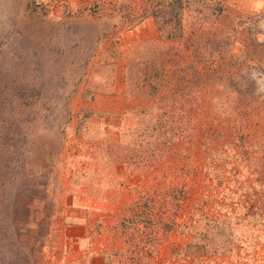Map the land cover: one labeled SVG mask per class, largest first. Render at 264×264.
I'll list each match as a JSON object with an SVG mask.
<instances>
[{"label": "rangeland", "instance_id": "374dc122", "mask_svg": "<svg viewBox=\"0 0 264 264\" xmlns=\"http://www.w3.org/2000/svg\"><path fill=\"white\" fill-rule=\"evenodd\" d=\"M21 39L52 60L17 76L42 94L7 153L0 90V169L25 176L19 202L0 181V264L18 258L7 224L17 264H61L84 189L112 198L96 231L113 264H264V0H0V59Z\"/></svg>", "mask_w": 264, "mask_h": 264}, {"label": "trees", "instance_id": "16d2710c", "mask_svg": "<svg viewBox=\"0 0 264 264\" xmlns=\"http://www.w3.org/2000/svg\"><path fill=\"white\" fill-rule=\"evenodd\" d=\"M24 41L21 39V42L15 52L12 54H8L6 57L0 59V90L1 93L4 95L6 102V109L3 107V119L4 120V138H6V153L9 150L14 142H16L17 149L25 146V141L27 139V135L33 133L34 130V122L36 120L37 115V105L36 103L29 101L30 93L33 92L34 94L41 95V85L39 86H32L22 83L17 79V76H23L28 71V62L34 58L36 61L35 64L37 67L46 61H51L52 58L49 55L43 54L39 50L32 51L29 44L27 46ZM30 48V50H29ZM30 57V58H29ZM30 59V60H29ZM27 100V101H25ZM53 106L50 109H47V112L42 117L44 121H47L50 116L52 115ZM42 106V111H43ZM39 114V112H38ZM19 151V150H18ZM22 160L20 158V164ZM9 161L5 160V167L4 169H0V181L3 182V203H14L16 201H21L20 199L23 198L22 194H18V190L14 192V190L20 187L21 180L25 178L24 174L19 175L17 172L13 171L8 165ZM22 165V164H21ZM25 169V168H24ZM23 172V167L20 168L19 173ZM17 175H19L17 177ZM13 183L12 188L8 189L9 184ZM5 183V184H4ZM6 185V186H5ZM29 198V195H27ZM25 197V196H24ZM8 206V205H5ZM4 206V207H5ZM10 207V206H9ZM46 226L42 228L45 229ZM9 228L7 224V228L4 234V246H7V255L5 259L8 260L9 256L16 259V264L21 261L22 259L26 260L28 256L27 251L22 248L20 239H15L14 233ZM38 240H36L37 243ZM25 264H31V261H26Z\"/></svg>", "mask_w": 264, "mask_h": 264}, {"label": "crops", "instance_id": "0c3cea01", "mask_svg": "<svg viewBox=\"0 0 264 264\" xmlns=\"http://www.w3.org/2000/svg\"><path fill=\"white\" fill-rule=\"evenodd\" d=\"M160 89L155 96L160 94ZM121 161L109 164L116 176H121L126 170ZM107 198H110L108 194L100 195L87 189L71 196L69 210L64 214L62 224L59 223L60 228L55 230L54 246H57L61 264H113L111 255L115 247H107L102 233L96 231L98 215H103L104 207L112 199L107 201Z\"/></svg>", "mask_w": 264, "mask_h": 264}]
</instances>
